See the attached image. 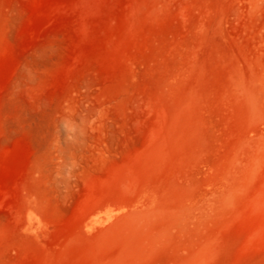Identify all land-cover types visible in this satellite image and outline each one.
Returning <instances> with one entry per match:
<instances>
[{
    "label": "rangeland",
    "instance_id": "374dc122",
    "mask_svg": "<svg viewBox=\"0 0 264 264\" xmlns=\"http://www.w3.org/2000/svg\"><path fill=\"white\" fill-rule=\"evenodd\" d=\"M0 264H264V0H0Z\"/></svg>",
    "mask_w": 264,
    "mask_h": 264
}]
</instances>
